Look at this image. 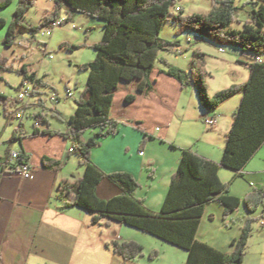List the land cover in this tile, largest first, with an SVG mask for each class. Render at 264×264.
Here are the masks:
<instances>
[{"label": "trees", "instance_id": "16d2710c", "mask_svg": "<svg viewBox=\"0 0 264 264\" xmlns=\"http://www.w3.org/2000/svg\"><path fill=\"white\" fill-rule=\"evenodd\" d=\"M178 1L53 0L50 15H46L38 26L31 28L26 27L23 21L38 0H19L3 43L12 47L14 36L20 28L32 33H39L44 28L54 29L53 25L63 11L68 18L62 27L71 22L74 13L103 21V38L92 46L97 52L95 60L81 68L89 72L88 81L81 98L75 102L76 112L67 122L69 129L64 134L73 140V153L78 156L84 173L75 184L68 180L62 181L58 199L65 208L85 210L93 216L94 223L105 218L116 221L186 251L185 264H243L247 256L248 240L253 232L252 218L246 219L240 238L233 240L232 253H223L197 239L205 209L210 204H221L226 219L243 204L250 214H254L263 205L264 190H255L244 199L232 196V182L224 183L220 170L229 169L235 172V177L240 176L264 146V62L256 61L257 57H264V0L254 2L251 20L242 29H230L238 20L240 0H212L213 9L208 15L197 13L189 16H184L181 10L176 15L171 13ZM12 2L0 0V9L7 8ZM170 22L179 27L176 36L189 32L213 45L237 47L253 55L248 62L239 60L249 70L247 82L224 88L212 97L207 89L205 54L195 50L188 72L159 59L160 52H175L180 47L178 41L171 42L161 37L164 26ZM6 25L7 22L0 19V28ZM61 48L78 50L76 46L67 44L61 45ZM158 61L166 66L164 72L177 79L183 89L194 86L205 110L215 111L239 93L242 97L233 113L231 130L225 138L222 160L211 161L191 148L184 149L178 169L171 178L164 205L160 213L155 214L147 208L145 199L135 196L140 185L132 174L103 172L92 162V152L102 145L103 140L116 136L122 126L135 123L134 115L139 100L152 88L150 77ZM0 70L10 71L13 68L8 65L7 59L0 58ZM17 73L23 77L22 84L29 81L36 88L47 87L45 81L37 74L30 73L26 66L17 70ZM0 99L7 111L8 99L1 93ZM6 111L4 115L8 116ZM53 116L63 120L59 110H55ZM34 119L35 123H44L47 128H35L33 135L50 133V122L41 113L34 115ZM93 130L96 132L92 137L82 140L87 131ZM18 132L17 128L13 141L17 140ZM146 141L147 136L142 146ZM20 152L22 155L16 162L10 160L12 151L9 149L3 157L0 156L3 172L21 173L24 165L30 164V155L24 149ZM42 164L46 170L58 171L61 168L58 161L48 158H43ZM1 178L0 173V181ZM105 184L116 187L118 194L102 199L98 190ZM143 252L144 247L136 242L115 244V253L127 261L140 258ZM158 256L159 251L149 254L151 260H156Z\"/></svg>", "mask_w": 264, "mask_h": 264}, {"label": "crops", "instance_id": "0c3cea01", "mask_svg": "<svg viewBox=\"0 0 264 264\" xmlns=\"http://www.w3.org/2000/svg\"><path fill=\"white\" fill-rule=\"evenodd\" d=\"M49 12L47 8L42 10L41 21ZM192 41L203 44V40L198 37ZM165 70L166 67L156 64L150 77L152 88L139 100L134 115L136 124L122 126L116 136L103 140L102 145L92 152V162L103 172L132 174L140 185L135 196L145 199L147 208L155 214L160 213L164 205L171 178L182 160L183 150L191 148L211 161L220 162L226 135L232 127V121H225L220 114L224 103L215 111L205 110L194 86L183 89L182 84L168 76ZM187 90H192V93H187ZM39 95L41 92L36 96ZM236 96L242 97V94ZM212 116H219L217 126L213 129L204 125L205 118ZM48 121L51 125L50 133L36 136L33 135L35 119L32 133L27 124L22 122L18 127L17 140H12L13 133L4 152L0 153L3 157L8 149L12 153L24 149L31 157L30 179L20 173L3 172L0 167V264H155V260L149 257L153 251L171 253L183 259L185 264L188 253H178L173 248L149 239L146 233L140 234L143 232L106 218L94 223L93 216L85 210L63 206L58 199L62 181L68 180L75 184L84 170L78 156L71 150L73 140L64 136L69 129L68 124L59 126L53 120ZM45 128L47 126L43 123L38 129ZM86 133L82 140L89 138L85 137ZM145 136L147 141L142 146ZM15 143L20 146L17 151L14 149ZM43 158L58 161L61 164L60 170L44 169ZM223 170L229 172L230 176ZM235 175L232 170H220L221 180L224 183L232 182V196L244 199L255 190H262L264 146L246 165L241 175ZM98 193L102 199H109L118 194V190L105 184ZM217 217L221 218V231L215 237L208 228ZM227 219L221 204L215 202L207 206L197 240L223 253H232V242L240 238L243 225L234 228L232 222L226 225ZM222 223L228 230H225ZM210 237L213 238L210 240ZM127 241L144 247L140 258L127 261L115 253V244Z\"/></svg>", "mask_w": 264, "mask_h": 264}, {"label": "rangeland", "instance_id": "374dc122", "mask_svg": "<svg viewBox=\"0 0 264 264\" xmlns=\"http://www.w3.org/2000/svg\"><path fill=\"white\" fill-rule=\"evenodd\" d=\"M256 1L258 0H240L238 2L240 6L238 20L230 29H242L244 24L251 20V13H253L255 8L254 2ZM37 4L38 6L33 9L31 8L23 21L26 27L32 28L38 26L42 18V10H45V8L50 11L48 15L53 11V0H38ZM18 5L19 0H13L12 4L7 8L0 9V19L7 22L4 28H0V58L7 59L8 65L13 68L10 71L0 70V93L8 99L7 111L0 99V113L2 114L0 117V153L4 152L5 145L7 142H10L13 133L21 126L22 122L27 124V128L32 133L36 112L40 111L45 118L53 120L59 126L62 124L66 125L69 122L71 115L76 112L75 102L81 98L89 77V72L81 68L85 64L95 60L97 52L92 46L98 43L104 34L103 21L74 13L71 22L63 27H55L52 30L51 36L43 35L46 28L42 29L39 33H32L30 30L23 28L18 29L14 36L13 46L7 47L3 42L8 34L9 25L11 20H13L14 12ZM178 7L181 8L184 16L197 13L208 15L213 9V2L212 0H179L171 10V13L175 15L179 14L180 11H177ZM61 18L66 20L68 15L63 11L60 13ZM178 28L174 22L167 23L164 26L161 37L171 42L178 41L180 47L175 52H160L158 55L159 59H167V61L182 68V70L190 71L195 50L205 54L207 89L208 94L212 97L224 88H231L235 84H245L249 77V70L243 63H239V60H242L244 63L248 62L253 55L244 53L237 47H219L207 40L203 41V44L196 43L192 41V39H195V35L189 32L176 36ZM188 38H191V41ZM63 44L76 46L78 50L62 49L61 45ZM157 65L166 67L159 61ZM23 66H26L30 73H35L39 78L43 79L47 87L38 88L39 91L36 95L39 92H41V95L32 99V105L26 109L23 119H18L16 115L22 112L25 106L24 103L18 101L19 88L23 77L17 73V70ZM191 91L187 90V93L191 94ZM70 92L73 94V97L68 96ZM53 95L57 97L56 102H51L50 100ZM240 98L241 96H236L221 107L220 114H222L225 121H232L233 111L236 109ZM57 107L63 116V120L53 116ZM5 111L8 113V116L4 115ZM214 117L218 121L219 116H212L211 118ZM204 125L207 126L205 122ZM93 135L94 133H89L88 131L85 137L90 138ZM19 148V144L15 143L14 149L17 151ZM82 169L84 170V167ZM226 174L230 176L229 172H226ZM231 215L233 217L230 216L226 220V225L232 222L234 228L245 225V221L249 217L254 220L252 225L253 232L250 240H248V250L244 264H264V199L263 205L254 214L248 213L243 204L239 210ZM220 222L221 218L217 217L208 228L209 232L214 234L213 236L215 237H218L221 231ZM226 225L224 228L228 230V228L226 229ZM146 237L153 241H158L164 246H168V248H173L178 253H187L184 250L176 249V247H170V245L162 243L152 236L148 235ZM212 238L210 237V240ZM149 253H147V258ZM154 263L184 264V261L179 257L172 256L171 253L165 254L164 252H160Z\"/></svg>", "mask_w": 264, "mask_h": 264}, {"label": "built area", "instance_id": "2783aa9c", "mask_svg": "<svg viewBox=\"0 0 264 264\" xmlns=\"http://www.w3.org/2000/svg\"><path fill=\"white\" fill-rule=\"evenodd\" d=\"M177 9H178L177 11H180V10H181L180 7H178ZM64 22H65V19H62V18H61V19L58 20L57 24H54V25H53V27H54V28H55V27H60V26L63 25ZM52 30H53V29H47V28H46L45 32H43V35L51 36V35H52ZM50 59H52V57H50ZM256 61H257L258 63H263V62H264V57H262V56L259 57V58L257 57V58H256ZM38 91H39L38 88H36V87H35L33 84H31L29 81L24 82V83L22 84V86H20V88H19V97H18V101L24 103L25 106H24L23 111L20 112V113H18V114L16 115V117H17L18 119H23V116H24V114H25V112H26V109L32 105L31 101H32V99H34L35 97H37V96H36V93H37ZM68 96H69V97H73V94L70 92ZM50 100H51V102H56V101H57V97H56L55 95H53V96L50 98ZM204 122L206 123V125H207L208 127H211V128H215V127L217 126V123H218L216 117H214V118L208 117V118H206V119L204 120ZM35 126H36L35 128H40V127L42 126V123H40V122H36V123H35ZM71 150L74 151V148H72ZM141 154H143V152H142ZM21 155H22V153H21L20 151H18V152H13V153H12V156L10 157V160H11L12 162H16V160H18L19 157H20ZM20 174H22V175L24 176V178L30 179V178H31V166H30V164H28V165L25 164V165H24V168H23V170L21 171ZM263 225H264V220H263Z\"/></svg>", "mask_w": 264, "mask_h": 264}, {"label": "bare ground", "instance_id": "6f19581e", "mask_svg": "<svg viewBox=\"0 0 264 264\" xmlns=\"http://www.w3.org/2000/svg\"><path fill=\"white\" fill-rule=\"evenodd\" d=\"M58 22V21H57ZM57 22H55L54 24H57Z\"/></svg>", "mask_w": 264, "mask_h": 264}]
</instances>
